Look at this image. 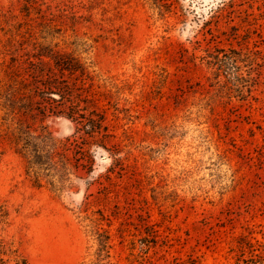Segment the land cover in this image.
Returning a JSON list of instances; mask_svg holds the SVG:
<instances>
[{"label":"rangeland","instance_id":"rangeland-1","mask_svg":"<svg viewBox=\"0 0 264 264\" xmlns=\"http://www.w3.org/2000/svg\"><path fill=\"white\" fill-rule=\"evenodd\" d=\"M155 1L0 0V84L41 45L74 52L64 104L100 111L109 148L84 118L21 114L70 138L37 182L0 106V264H264V0Z\"/></svg>","mask_w":264,"mask_h":264},{"label":"trees","instance_id":"trees-1","mask_svg":"<svg viewBox=\"0 0 264 264\" xmlns=\"http://www.w3.org/2000/svg\"><path fill=\"white\" fill-rule=\"evenodd\" d=\"M154 4L159 8L164 5L159 0H156ZM41 10L40 7L33 6L31 2L24 3L22 6V11L27 15L33 12L38 17L42 13ZM42 26V31L45 34L42 35L43 38L48 35L55 36L54 32H56L58 27H49L50 25L46 24ZM31 30L27 31L29 32L28 35L21 33V37L28 38L31 36ZM75 41L79 45L87 44L86 40L75 39ZM234 52V54L225 53L224 56L213 54L210 58H207V62L214 74L213 78H218V75L229 64L230 59H234L233 55L239 54L238 51ZM25 54L29 55V57L27 60H20L18 68L15 70L5 69L7 77L0 84V106L5 112L2 118L4 123H7L6 133L9 134L10 141L26 157L29 170L34 172L36 181L39 182L40 173L36 168L51 169L53 167L52 169L59 171L65 167L67 161L64 157V150L66 148V140L70 138L56 139L48 131H33L30 125H25L22 121L21 114L41 115L42 117L55 114L65 116L71 120L84 118L82 121L86 123L84 128L86 136L101 132V139L96 142L97 144L95 143V146L107 150H109L106 144L108 131H105L103 114L96 109L90 108L89 103H87L85 115L73 103L70 105L64 104L65 101L69 100V97H67L68 88L64 79L66 72L74 75V77L83 76L86 72L85 65L80 62L74 52H64L50 45H41L35 52L29 51ZM22 68L25 70L26 75L23 73ZM239 77L244 79L243 75ZM80 100L84 101V99ZM14 122L17 125L12 127ZM83 144L86 159L84 166L91 170L94 161L91 147L94 145V141L86 139ZM51 182L53 183L54 181L52 180Z\"/></svg>","mask_w":264,"mask_h":264}]
</instances>
